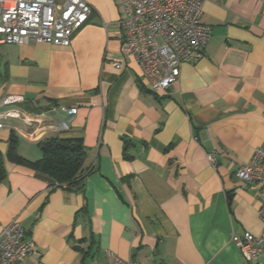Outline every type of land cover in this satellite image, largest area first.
<instances>
[{
    "label": "crops",
    "instance_id": "1",
    "mask_svg": "<svg viewBox=\"0 0 264 264\" xmlns=\"http://www.w3.org/2000/svg\"><path fill=\"white\" fill-rule=\"evenodd\" d=\"M84 1L92 11L69 47L0 46V101L22 97L15 107L37 117L41 140L81 138L91 169L68 188L7 161L14 129L20 156L41 152L24 135L33 128L2 121L0 233L16 219L35 246L18 264H107V250L133 264H246L232 238L264 239V221L259 184L240 187L235 172L264 151V0H204L203 56L162 94L120 53V0Z\"/></svg>",
    "mask_w": 264,
    "mask_h": 264
},
{
    "label": "built area",
    "instance_id": "2",
    "mask_svg": "<svg viewBox=\"0 0 264 264\" xmlns=\"http://www.w3.org/2000/svg\"><path fill=\"white\" fill-rule=\"evenodd\" d=\"M122 13L117 22L120 33V53L133 58L139 76L154 93H165L178 81L180 66L203 56L211 38V29L201 22L204 0H120ZM92 7L84 0H0V46L17 45L28 40L57 47H69L73 35L87 22ZM121 70L122 61L112 62ZM24 102L19 96L0 101V129L6 119L19 120L33 128L24 134L31 141H40L44 128L36 124L35 115L15 107ZM58 110L71 117L76 107L60 104ZM65 130V127L61 128ZM17 136L22 134L13 130ZM218 151L211 150L206 158L216 168ZM240 187L259 184L261 204L259 214L264 221V151L257 148L250 161L235 172ZM246 264H260L263 236H234ZM35 253V246L21 224L13 219L0 233V264H18ZM107 264H133L119 259L112 251L105 252Z\"/></svg>",
    "mask_w": 264,
    "mask_h": 264
},
{
    "label": "trees",
    "instance_id": "3",
    "mask_svg": "<svg viewBox=\"0 0 264 264\" xmlns=\"http://www.w3.org/2000/svg\"><path fill=\"white\" fill-rule=\"evenodd\" d=\"M17 139L18 136L12 130L7 140L6 160L47 176L57 186L74 188L91 171L89 165H85L86 149L81 138L48 137L42 139L37 142L41 157L35 161L27 160L18 154ZM5 177L4 156L0 152V184Z\"/></svg>",
    "mask_w": 264,
    "mask_h": 264
},
{
    "label": "rangeland",
    "instance_id": "4",
    "mask_svg": "<svg viewBox=\"0 0 264 264\" xmlns=\"http://www.w3.org/2000/svg\"><path fill=\"white\" fill-rule=\"evenodd\" d=\"M8 124H10L11 127L16 126L18 124V121L10 120L8 122ZM19 142L24 144V142H22V139L20 137H18V139H17V145L19 144ZM28 145H29V147H31V149H33V151H40L39 148L37 147V144H28Z\"/></svg>",
    "mask_w": 264,
    "mask_h": 264
}]
</instances>
